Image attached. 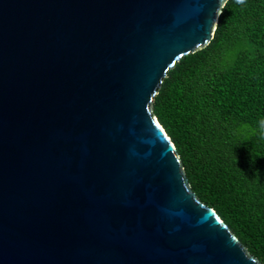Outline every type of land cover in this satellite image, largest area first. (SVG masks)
<instances>
[{
    "label": "water",
    "instance_id": "1",
    "mask_svg": "<svg viewBox=\"0 0 264 264\" xmlns=\"http://www.w3.org/2000/svg\"><path fill=\"white\" fill-rule=\"evenodd\" d=\"M224 6L0 0V264H262L153 109Z\"/></svg>",
    "mask_w": 264,
    "mask_h": 264
},
{
    "label": "trees",
    "instance_id": "2",
    "mask_svg": "<svg viewBox=\"0 0 264 264\" xmlns=\"http://www.w3.org/2000/svg\"><path fill=\"white\" fill-rule=\"evenodd\" d=\"M193 192L264 264V0H229L153 105Z\"/></svg>",
    "mask_w": 264,
    "mask_h": 264
},
{
    "label": "clouds",
    "instance_id": "3",
    "mask_svg": "<svg viewBox=\"0 0 264 264\" xmlns=\"http://www.w3.org/2000/svg\"><path fill=\"white\" fill-rule=\"evenodd\" d=\"M224 2H225V6H226V0H224ZM235 2H236V4L243 5L246 3V0H235ZM221 14H222V12H221ZM260 127L262 129V132H264V120H262L260 122Z\"/></svg>",
    "mask_w": 264,
    "mask_h": 264
}]
</instances>
